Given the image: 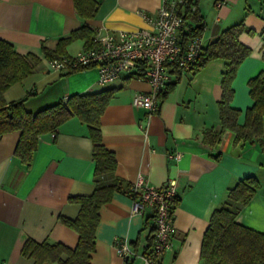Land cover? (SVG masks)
Returning a JSON list of instances; mask_svg holds the SVG:
<instances>
[{
	"label": "crops",
	"instance_id": "crops-1",
	"mask_svg": "<svg viewBox=\"0 0 264 264\" xmlns=\"http://www.w3.org/2000/svg\"><path fill=\"white\" fill-rule=\"evenodd\" d=\"M162 2L100 0L96 15L85 19L77 14L74 0H0V38L19 53L41 58L37 70L7 88L4 98H25L24 107L35 112L72 94L113 89L100 121L102 143L117 161L115 174L128 182L142 174L157 186L176 179L175 232L163 264H201V240L210 215L238 179L253 176L259 186L235 220L264 232V137L235 141V132L226 128L214 144L203 138L205 130L221 128L218 100L227 60L211 59L195 73L171 69L169 83L174 85L161 98L159 109L149 112L132 102L136 93L150 88L141 73H125L100 85L95 66L61 72L48 67L42 51L43 46L55 49L61 37L83 22L93 30L112 32L151 29L143 13L154 15ZM196 5L204 22L203 45L235 23L242 21L247 28L239 40L251 52L237 69L230 102L242 111L243 121L244 110L253 103L247 81L264 70V0H226L220 7L214 0H196ZM181 10L189 12L188 6ZM86 47L83 39H74L60 55L72 56ZM18 137L17 130L0 137V264H32L33 259L20 253L27 237L73 247L77 232L60 216L74 218L79 203L69 196L89 194L94 188L93 141L77 116L61 123L55 133L40 136L29 167L14 155ZM176 150L180 158L168 159L167 152ZM131 206L132 198L121 192L101 205L90 264H122L112 244L115 237L127 239L138 250L151 242V211L132 213ZM137 259L131 264H142Z\"/></svg>",
	"mask_w": 264,
	"mask_h": 264
},
{
	"label": "trees",
	"instance_id": "trees-1",
	"mask_svg": "<svg viewBox=\"0 0 264 264\" xmlns=\"http://www.w3.org/2000/svg\"><path fill=\"white\" fill-rule=\"evenodd\" d=\"M74 4L80 17L93 18L98 11L100 0H74ZM183 16L188 21V30L183 33L184 39L202 32L203 17L197 9L189 10ZM245 29L247 30L241 21L221 30L214 39L202 45L191 68L195 73L211 59L227 60L221 78L222 93L218 100L221 128L218 131L205 130L203 135L204 140L210 144L219 140L226 128L235 132V141H251L264 137V70L247 81L253 103L244 110L243 121H239L242 111L230 104L234 94L232 81L239 65L251 52V48L239 40L240 33ZM94 33L95 30L83 22L67 36L61 37L55 49L43 46L42 51L48 59L61 57L65 46L74 39H83L89 46ZM40 63L41 58L37 54L19 53L10 42L0 38V137L7 132L19 131L14 155L29 167L40 136L55 133L61 123L71 116H77L87 124L89 136L93 141L94 188L89 194L69 196L70 200L79 203V211L74 218L60 216L63 224L77 232V242L73 247L60 241H37L27 237L21 245L20 253L33 259L32 264H49L54 261L59 264H90L101 205L110 201L115 192L134 196L130 188L131 182L115 174L117 161L114 152L102 143L100 118L113 89L72 94L35 112L24 107L25 98L7 102L4 98L5 90L37 70ZM173 85L174 83H168L160 98ZM258 186L259 183L253 176H247L238 179L228 188L224 200L212 211L209 224L203 233L200 247L201 264H264V232L244 226L235 220L239 210L253 196ZM149 245L150 242L147 246Z\"/></svg>",
	"mask_w": 264,
	"mask_h": 264
},
{
	"label": "built area",
	"instance_id": "built-area-1",
	"mask_svg": "<svg viewBox=\"0 0 264 264\" xmlns=\"http://www.w3.org/2000/svg\"><path fill=\"white\" fill-rule=\"evenodd\" d=\"M226 0H214L217 7ZM197 9L196 0H163L154 15L143 13L151 29L118 30L116 32L97 28L91 44L72 56L48 59V67L68 72L81 66H95L97 83L106 85L125 73H141L150 85L147 92L136 93L132 102L149 112L157 111L160 94L170 81V70H190L199 56L202 41L200 34L187 40L188 21L181 8ZM184 33V34H183ZM168 159H179V151L167 152ZM176 179H167L162 185L150 184L139 174L131 182L132 213L149 209L152 214V237L149 246L140 250L130 245L125 238L115 237L113 246L122 258V264H131L140 258L142 264H163V254L171 248L175 232L174 208L178 197Z\"/></svg>",
	"mask_w": 264,
	"mask_h": 264
},
{
	"label": "rangeland",
	"instance_id": "rangeland-1",
	"mask_svg": "<svg viewBox=\"0 0 264 264\" xmlns=\"http://www.w3.org/2000/svg\"><path fill=\"white\" fill-rule=\"evenodd\" d=\"M138 260V259H137ZM137 262H139V261H137Z\"/></svg>",
	"mask_w": 264,
	"mask_h": 264
}]
</instances>
